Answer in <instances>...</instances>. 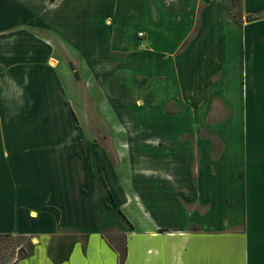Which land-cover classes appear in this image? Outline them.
<instances>
[{"label": "crops", "instance_id": "1", "mask_svg": "<svg viewBox=\"0 0 264 264\" xmlns=\"http://www.w3.org/2000/svg\"><path fill=\"white\" fill-rule=\"evenodd\" d=\"M72 64L111 151L80 128ZM125 73L144 75V138L112 112ZM110 231L124 264H264V0H0L7 264H117Z\"/></svg>", "mask_w": 264, "mask_h": 264}, {"label": "rangeland", "instance_id": "2", "mask_svg": "<svg viewBox=\"0 0 264 264\" xmlns=\"http://www.w3.org/2000/svg\"><path fill=\"white\" fill-rule=\"evenodd\" d=\"M240 0H227V5L231 9L232 13L236 15ZM58 42V40H57ZM72 52V61L77 62V54ZM72 68V76L76 80V82L72 83L71 77L68 75L63 76V80L65 81V88L68 92L69 101L76 112L79 122L80 128L85 129L88 135L91 137L93 143H96L107 150H112L111 148V137H110V127L103 122L99 117L95 114L94 102L95 98L91 94H86V91L83 89V83L81 82L82 78L80 76L79 70L76 65H71ZM144 75L143 74H120L119 79L121 83V87L124 89L121 91L120 103L122 101L125 102V107H115L112 108V112L116 119V122L120 126H124L126 131L132 130L134 127L141 128V135L145 137V106H144ZM139 101L141 105L134 106V103ZM83 104V105H82ZM157 111V109H154ZM186 114V113H185ZM185 116V115H184ZM187 117V116H185ZM187 123H181L180 127L187 126ZM224 128V127H223ZM225 131L228 130H238L239 123H228V125L224 128ZM208 129L205 127V131ZM124 141H127L131 144L132 147H139V142L136 138H128L125 135ZM215 146L217 149L219 148V142L215 140ZM144 147V146H143ZM107 239L109 242L115 243V246L119 249V251L124 250V237L116 232H111L108 234ZM23 242L21 238H2L0 239V264L10 263L16 256V247L19 246ZM29 252V243H27L24 248L21 250L20 255Z\"/></svg>", "mask_w": 264, "mask_h": 264}, {"label": "trees", "instance_id": "3", "mask_svg": "<svg viewBox=\"0 0 264 264\" xmlns=\"http://www.w3.org/2000/svg\"><path fill=\"white\" fill-rule=\"evenodd\" d=\"M2 238H10V237H8V236H0V239H2ZM22 249L23 248H19L18 249L17 258H19V259L25 257L28 254V252H27V253H24V254L20 255V252H21ZM117 253H118V262H117V264H124L125 259H126L125 250L117 251Z\"/></svg>", "mask_w": 264, "mask_h": 264}, {"label": "built area", "instance_id": "4", "mask_svg": "<svg viewBox=\"0 0 264 264\" xmlns=\"http://www.w3.org/2000/svg\"><path fill=\"white\" fill-rule=\"evenodd\" d=\"M137 36H138V37H142V33H138Z\"/></svg>", "mask_w": 264, "mask_h": 264}]
</instances>
